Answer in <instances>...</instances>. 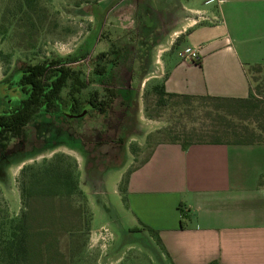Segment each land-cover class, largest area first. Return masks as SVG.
<instances>
[{
  "label": "rangeland",
  "instance_id": "374dc122",
  "mask_svg": "<svg viewBox=\"0 0 264 264\" xmlns=\"http://www.w3.org/2000/svg\"><path fill=\"white\" fill-rule=\"evenodd\" d=\"M206 1L38 0L45 10V21L37 28L36 20L34 27L18 21L15 0H0V77L25 63L76 59L72 68L83 84L76 100L113 101L106 115L92 118V114L80 124V120L67 121L72 123V133L59 127L57 119L50 120L48 135L60 140L63 147L21 160L11 168L7 185L0 187V237L22 213L21 171L61 155L77 176L94 229L82 238L84 247H73L76 252L71 264H103V246L112 242L107 229L117 247L138 249L137 255L135 250H126L120 264H160L161 255L165 259L149 233H132L134 223L119 190L128 173L155 145L166 140L171 125L178 126L179 132L191 133L200 130L209 118L206 107L210 103L204 97L179 100L159 109L146 95L151 86L143 84L144 77H151L157 54L190 47L178 31L203 17L194 11L208 8ZM261 82L264 84V74ZM66 93L64 90L63 95ZM81 141L96 145L86 149V144L79 145ZM75 201L76 205L81 203L79 198Z\"/></svg>",
  "mask_w": 264,
  "mask_h": 264
},
{
  "label": "crops",
  "instance_id": "0c3cea01",
  "mask_svg": "<svg viewBox=\"0 0 264 264\" xmlns=\"http://www.w3.org/2000/svg\"><path fill=\"white\" fill-rule=\"evenodd\" d=\"M206 4L194 11L203 17L178 31L190 49L161 51L143 84L176 95L250 98L245 66L264 67V0ZM124 205L132 231L142 224L157 234L160 264H264V143L157 144L129 172ZM107 232L103 264H120L128 249L137 255Z\"/></svg>",
  "mask_w": 264,
  "mask_h": 264
},
{
  "label": "trees",
  "instance_id": "16d2710c",
  "mask_svg": "<svg viewBox=\"0 0 264 264\" xmlns=\"http://www.w3.org/2000/svg\"><path fill=\"white\" fill-rule=\"evenodd\" d=\"M14 4V14L18 21L33 25L36 20L37 28L44 23L45 10L38 0H15ZM74 60L76 59H46L34 65H25L28 72L36 71L38 75H46L48 104L52 109H55L52 103L61 89L63 92L67 90L65 99L74 102L75 96L83 87L72 68L77 62ZM245 71L253 84V96L247 99L204 97L203 99L210 103L206 107L209 117L206 124L191 133L179 132L178 126L171 125L167 130L166 140L159 144H177L184 150L191 145L264 143V84L261 82L264 67L246 65ZM34 80L35 77L32 82ZM36 82L41 83V79ZM146 95L155 100L159 109L179 100L200 98L169 94L160 85L152 86L151 92ZM90 102H94L99 114L105 113V110L109 112L113 103L112 99ZM21 175L22 213L17 223L11 222L8 233L1 232L0 264H71L76 252L73 247L78 250L84 247L85 240L82 238L91 232L87 203L71 164L63 156L57 155L37 168H24ZM127 177L128 175L119 190L123 202ZM78 198L81 203L76 205L75 199ZM140 232L149 233L162 250L154 231L142 224L138 230L132 231Z\"/></svg>",
  "mask_w": 264,
  "mask_h": 264
},
{
  "label": "flooded vegetation",
  "instance_id": "af4514ba",
  "mask_svg": "<svg viewBox=\"0 0 264 264\" xmlns=\"http://www.w3.org/2000/svg\"><path fill=\"white\" fill-rule=\"evenodd\" d=\"M26 64L3 73L0 77V187L7 185L11 168L19 161L63 147L60 140L48 135L47 125L50 120L52 123L57 119L59 127L72 133V123L77 120H80V124L92 117V114V118L107 114V110L103 114L97 113L94 102L91 103L90 99L79 103L75 98L74 102H69L62 89L52 103L55 107L52 109L48 104L46 75H38L35 70L33 73L28 72ZM38 79H41V83L36 82ZM69 120H73L71 125L67 122ZM75 140L78 139L75 137ZM86 143L81 141L79 145ZM90 145L94 149L96 143L86 144V149Z\"/></svg>",
  "mask_w": 264,
  "mask_h": 264
},
{
  "label": "built area",
  "instance_id": "2783aa9c",
  "mask_svg": "<svg viewBox=\"0 0 264 264\" xmlns=\"http://www.w3.org/2000/svg\"><path fill=\"white\" fill-rule=\"evenodd\" d=\"M190 56H191V58H192L193 60H197V59H198V58H197V52H196V50L191 51ZM103 232L106 233V230H103Z\"/></svg>",
  "mask_w": 264,
  "mask_h": 264
}]
</instances>
